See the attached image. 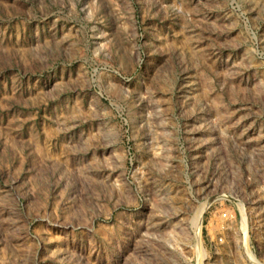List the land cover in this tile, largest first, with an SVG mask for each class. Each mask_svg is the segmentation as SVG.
Wrapping results in <instances>:
<instances>
[{
  "label": "rangeland",
  "instance_id": "374dc122",
  "mask_svg": "<svg viewBox=\"0 0 264 264\" xmlns=\"http://www.w3.org/2000/svg\"><path fill=\"white\" fill-rule=\"evenodd\" d=\"M241 199L264 229V0H0V264H246Z\"/></svg>",
  "mask_w": 264,
  "mask_h": 264
},
{
  "label": "built area",
  "instance_id": "2783aa9c",
  "mask_svg": "<svg viewBox=\"0 0 264 264\" xmlns=\"http://www.w3.org/2000/svg\"><path fill=\"white\" fill-rule=\"evenodd\" d=\"M233 199H240L238 194H231ZM236 196V198L234 197ZM240 205H236L233 218L229 217L230 206H225L218 215H211L206 225L211 236V245L220 246L225 251V256H232L233 252H239L246 264H264V229L257 223H253L250 217L252 210L247 203L242 200ZM259 198L253 200V203ZM264 209V205H262ZM264 210H261V212ZM236 264L239 258L235 257Z\"/></svg>",
  "mask_w": 264,
  "mask_h": 264
}]
</instances>
